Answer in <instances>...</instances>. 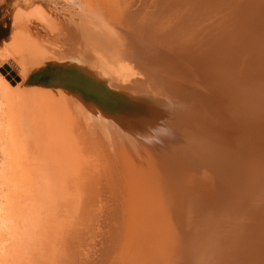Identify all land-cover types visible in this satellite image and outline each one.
Listing matches in <instances>:
<instances>
[{
	"label": "bare ground",
	"instance_id": "obj_1",
	"mask_svg": "<svg viewBox=\"0 0 264 264\" xmlns=\"http://www.w3.org/2000/svg\"><path fill=\"white\" fill-rule=\"evenodd\" d=\"M61 8L43 16L45 37L17 25L0 49L9 69L0 78V177L17 154L42 172L54 163L61 179H81L94 195L91 227L109 219L102 237L75 251V214L64 218L52 199L67 183L49 170L53 196H34L66 221L53 231L49 264H264V0H63ZM72 56L101 72L108 100H85L84 84L72 82L86 77L68 69L51 79L69 85L22 91L43 58ZM1 212L2 238L10 216ZM20 252L0 243V264Z\"/></svg>",
	"mask_w": 264,
	"mask_h": 264
},
{
	"label": "rangeland",
	"instance_id": "obj_2",
	"mask_svg": "<svg viewBox=\"0 0 264 264\" xmlns=\"http://www.w3.org/2000/svg\"><path fill=\"white\" fill-rule=\"evenodd\" d=\"M246 1L249 2L250 0L249 1L246 0ZM62 3H63V0H0V49L3 48L5 45H7V43H9L12 30L17 25L22 26L23 29H25V26L26 27L32 26L31 28H35L37 30L36 32L39 33L38 35L44 36V34H45L44 29H43L44 26H43V23H41L43 21L42 20L43 16H45L48 13L46 16L52 17L56 13H61L62 12V8H61ZM236 8H237V6L234 7L235 10H236ZM19 10H21V14L23 13L25 15H21ZM252 10L254 11V10H256V8H253L250 11H252ZM17 11H19V13H17ZM245 13L246 12H244V14ZM240 14L242 16L244 15L242 13H240ZM32 15H33V17H32ZM241 15H239L237 17V19H240ZM18 16H19V19H18ZM241 18L242 19H245V18L250 19V16L248 14H245L244 18L243 17H241ZM20 20H22V21H20ZM222 31H225V30L223 29ZM233 47L234 46H230L231 49H233ZM228 62L233 66L236 64L233 58H231ZM7 69H8L7 65L0 66V78L5 77L4 71ZM62 69H68L71 72L77 71V72H75L76 75H81V76L86 77V81H88L90 79L89 85H87L86 81H80L77 79L76 80L74 79L75 81L72 82L74 85L75 84L78 85V87H81V85L84 84L85 90H83V91L79 90L78 93H82L85 100H87V99L89 100V98H97V99H100V100L105 102L106 100H108V98H110L111 95L106 96V97L103 96L104 98H102V99L100 98L99 94H101L102 90L105 89V86L107 87V84L105 82H103V80L100 78L101 72L96 67L94 68V66L92 64H90L89 62L87 63V62L81 60L77 56L65 57L63 59H61V58L55 59V57L43 58L41 60V62H39L29 72L27 77L24 79V82L22 85V91L26 95H30V94H36L39 91H47V90L53 88L58 83L59 84H62V83L63 84H70V82H71L70 79H68L69 83H66V81H64V79H60V80L50 79V73H55V72L60 71ZM39 70L41 72H43L44 74H41L40 76L34 77L32 79V82H31L32 85L34 84L36 86L28 87V84H29L28 79L30 78V76L32 74L36 73ZM13 75L15 77V73H13ZM43 75H45V76H43ZM6 80H7V78H6ZM262 81L263 80L260 78L255 80V82L257 84L261 83ZM15 82H16V84L10 82V86H12L14 88L17 84H20L21 78L16 76ZM120 91L121 90H118V89L111 91L112 93H114L113 96L117 100L124 99V97H125L123 92H120ZM7 122L8 121L6 120L5 125H7V127H8L9 123H7ZM187 130H188V128L184 127L182 129V132L187 131ZM17 155L15 158V159L18 158L17 160H14L15 156L13 155L14 157L12 158V161H13L14 165L13 164H11V166L9 165L10 166L9 173L6 174L4 179H2L3 177L2 178L0 177V179H1L0 180V183H1L0 184V210L3 212H8V214L10 216L9 217V219H10L9 223L6 225L7 228L4 229L5 231L3 233L2 238L0 237L1 238L0 243L5 242L6 245L12 244L14 247H16V246H19V248L21 247V252H20V254H18L15 264H33V263L34 264H46V263L49 264L50 263L49 261H51V263H54V261H55V258H53L54 252L52 251L53 245H51V243L53 244V240L55 237V233L53 231H55L57 228L62 229L63 225L66 223V221L65 222L61 221V218L58 222L55 221L56 220L55 215L57 214L56 209L53 208V205L50 204L48 202V200H47V205H46V203L42 204L43 202L39 201V199H37V198L35 199L34 195H38L39 193L44 194V192H45L47 195H50L51 197L53 196V194H51V193H53V192L55 194L58 193L52 199L56 200L55 199L56 196H59L60 201H62L61 208L63 210H65L62 216L63 217L65 216L64 218H66V216L68 215L69 212H72L73 215L75 214V217H73L69 220V225H70V227H72V225H74V223H75L74 226L77 228L78 233H80V234L82 233V238L77 245H76L77 240L75 241V244H74V242H72L73 248H75V251H76V248H77V250H82L84 248L86 240H88L86 243L88 246L90 244H94V242L96 241L94 239L99 238V237H97L98 235L100 237H102V234L104 233V230L106 228V225L109 222V219L106 218V215L102 219L100 217V219L97 221L100 222L103 219H105V220L101 221V223L98 222V225L100 226L99 229H98V227H95V226L91 227V225L93 223L89 222V220L87 218V211L90 210V208L88 209V207L91 205V203L93 205V200H95V198H94V195L92 196V193L87 195L88 186L82 187L81 186L82 182L79 181L81 179H79V180L73 179V178H67V179L62 178L61 179V177L59 176V173H58L59 172L58 171V165H55L54 163H50V166H49L50 167L49 168L50 173L54 172L55 177L58 176L57 177L58 180L63 181L64 183L66 182L67 184L66 183L65 184L68 187V188L65 187L66 188L65 190L63 187V189H57L56 191L53 190V192H52L53 184L51 183L50 179L44 180L45 179L44 176L47 175V172L49 170L42 172V168L44 166H42V165L36 166L33 163H27L26 164L25 161H27L26 160L27 158L25 156H23V154H22V156L20 154L21 157L19 156V154H17ZM3 158L4 157L0 153V164H1ZM19 158H21V160L24 158L25 159L21 161ZM16 163H17V165H16ZM31 166H33V167H31ZM34 166H36V167L34 168ZM124 169H125V167L123 169H121L122 174H124L123 172H125ZM9 175H11V176H9ZM27 177H29V178H27ZM34 178H37V179H34ZM7 179H9L10 181ZM37 180H38V182H37ZM104 184L105 185H99L98 187L97 186L96 187L99 188L100 191H102V189H100V188L104 189V188L108 187L107 183H104ZM34 185H36V188ZM42 185L45 188H43ZM109 186H111V185H109ZM37 187H38V189H37ZM84 188H86V189H84ZM32 189L37 190V192L34 191L36 194L34 192H32ZM77 190H79V192ZM8 192H10V193H8ZM85 192H86V194H85ZM30 196H33L34 199H32V197H30ZM86 196L89 197V199L91 200V201L89 200L90 202L86 200L87 198L85 199ZM97 196L99 199L104 198L103 195H100L98 193V191H97ZM91 197L93 200L91 199ZM11 198H12V201L10 200ZM68 198L69 199L72 198L71 199L72 201L69 203V205H68V202H69ZM83 199H84V201H83ZM37 203L40 206H42V208H40L41 211H42L43 207L48 206V204H49L48 207H50L51 210H49V211L47 210L46 215H45V213L44 214L42 213L43 211L42 212L40 211L41 213L37 212V210L39 211L38 206H36V205H38ZM64 204L68 205L69 207L64 205ZM230 206L232 208V205H230ZM68 208L70 210H68ZM83 209H84V211H83ZM3 212H1V213H3ZM40 214L44 217L43 218L44 220L41 222V224L38 223L37 217H36L37 219H35V215L39 216ZM134 215H135V217H138L137 213H135ZM86 218H87V220H86ZM32 219H33V221H32ZM36 224L37 225L39 224V225L37 226ZM23 227L24 228L28 227V230L30 228L32 234L31 235L27 234L28 230L26 231ZM52 227H54V228H52ZM55 227H57V228H55ZM6 229H8L9 232L6 231ZM10 229L12 230L11 233H10ZM23 229H24V232L21 233V231ZM91 229L93 230V232ZM35 231L38 233H34ZM85 233H87L86 237H85ZM68 235H69V233H68ZM74 235L76 236V234H74ZM9 236H11V237H9ZM32 237H34V238H32ZM137 237H138V235L135 238H137ZM89 239H91V240H89ZM92 239H93V241H92ZM51 252H53L52 255H51ZM92 252L93 253L90 254V257L94 256L93 254L95 252L94 251H92ZM84 253H85L84 254L85 256L88 255L87 251ZM48 255H51L53 259L51 258V256H48ZM87 258H88V256H87ZM89 262H90V260H89ZM13 263H14V261L12 260L10 264H13Z\"/></svg>",
	"mask_w": 264,
	"mask_h": 264
},
{
	"label": "trees",
	"instance_id": "obj_3",
	"mask_svg": "<svg viewBox=\"0 0 264 264\" xmlns=\"http://www.w3.org/2000/svg\"><path fill=\"white\" fill-rule=\"evenodd\" d=\"M41 74H44L43 72H41L40 70L39 71H37L36 73H34V74H32L31 76H30V78L28 79V81H29V84H28V87H32V86H36V85H32V79L34 78V77H37V76H40ZM54 73H50V79H51V77H52V75H53ZM49 75V74H48ZM47 75V76H48ZM43 76H45V75H43ZM59 84V83H58ZM59 85H69V84H59Z\"/></svg>",
	"mask_w": 264,
	"mask_h": 264
}]
</instances>
